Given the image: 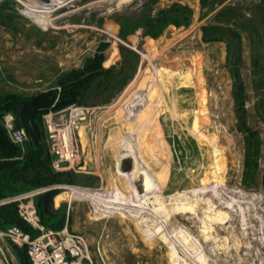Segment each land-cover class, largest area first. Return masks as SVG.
I'll return each instance as SVG.
<instances>
[{
  "label": "rangeland",
  "instance_id": "1",
  "mask_svg": "<svg viewBox=\"0 0 264 264\" xmlns=\"http://www.w3.org/2000/svg\"><path fill=\"white\" fill-rule=\"evenodd\" d=\"M13 1L22 17L16 20L22 29L13 35L8 27H0V71H3L1 76L16 81L18 91L34 92L49 86L53 68L67 71L81 67L84 58L96 52L101 42L109 43L104 52L106 67L115 66L122 60L119 45L134 50L139 57L133 78L111 102L79 106L83 107L82 118L78 119L79 127L72 137L81 158L75 173L83 177L78 182L81 186H65L64 197L69 200L66 206L73 211V220L69 230H63V235L76 247L73 248L77 251L75 258L83 254L82 264L84 261L87 264H171L172 245L157 238L156 233L160 227H169L171 220L176 219V225L187 229L193 238L194 248L202 259L198 260L200 264H264V245L260 244L264 242L261 240L264 236V188L247 190L240 186L243 134L236 130L233 85L225 68L226 43L206 44L201 40V26L213 23L219 10L227 5L239 8L238 22L229 24L240 39V75L247 98L248 124L258 130L264 141V109L257 108L259 102H264V89L259 87V78L264 76V0H226L221 3L216 0L210 11H207L208 6L200 5V0H158L156 8L173 3L186 6L191 11V23L185 28L169 26L159 39L152 41L142 35L141 29L122 40L114 21L123 13L140 12L148 0ZM38 7L45 15L37 11ZM33 27L39 28L41 33L36 34ZM1 76L3 85L14 83ZM151 90H156L160 103L148 99ZM140 93L146 100L140 103L142 111L146 108L154 110L150 119L145 112H129L130 107L140 100ZM96 101L91 99L90 103ZM258 109H261L259 114ZM67 117L68 113L66 120ZM133 131L136 132L140 156L143 155L149 169L152 190H156L153 185L162 190L178 176L176 182L184 186L180 190L197 188L202 180L207 179L230 189H240L245 192L244 197L253 194L256 198L257 193H262V198L251 200L255 214L252 211L243 214V220L248 222L244 226L233 221L243 211L239 204L237 211L230 194L237 190L217 188L200 194L211 195L206 201H188L192 205L196 202L194 209L205 203V212L226 221L225 226L213 228L217 239L226 240V252L215 250L212 253L215 245L200 235L201 221L197 218H202L201 213L188 221L181 217V212L195 213L192 209L186 211V203L183 204L181 199L159 202L152 210V218L142 214L136 206L123 205L132 194L131 186L140 195L143 193L141 176L133 182L126 181L125 175L133 171L134 165L127 151L120 146L122 138H129ZM175 138L180 140L183 151L184 143L191 144V140L195 143L199 152L195 169L187 168L189 160L192 162L190 156L184 155L181 159L180 151L173 147ZM119 157L122 161L118 167L116 159ZM258 162L260 168H264V144ZM261 176L262 172L259 180ZM101 183L107 191L116 190L122 200L115 203L116 196L111 195L104 207L97 203L94 207L90 191L102 189ZM83 187L87 193L79 190ZM49 189L63 192L62 185ZM146 193L149 196L162 195L158 190ZM31 195L18 198L20 207L32 205L29 202ZM196 195L192 193L189 197ZM92 208L103 218H94ZM238 241L242 243L237 247ZM7 245L6 237L0 233V264H18Z\"/></svg>",
  "mask_w": 264,
  "mask_h": 264
},
{
  "label": "trees",
  "instance_id": "2",
  "mask_svg": "<svg viewBox=\"0 0 264 264\" xmlns=\"http://www.w3.org/2000/svg\"><path fill=\"white\" fill-rule=\"evenodd\" d=\"M216 0H200L202 7L208 6L207 11L214 7ZM220 3L226 0H218ZM158 0H148L138 13H123L114 18L118 26V37L124 40L127 36L141 29L142 35L148 41L159 39L169 26L175 28L188 27L191 23V11L184 5L173 3L168 7L156 8ZM257 10L259 8H256ZM154 11V13H152ZM239 8L224 6L214 15V22L201 26V40L204 43L225 42V68L232 80V98L236 130L243 134V170L240 186L244 189L264 188V168L259 166V157L264 141L258 130L248 124L249 114L246 110V96L240 75L241 49L239 34L229 23L238 22ZM22 18L17 11V4L13 0H0V27H8L13 35L22 29L16 20ZM36 34L41 33L33 27ZM29 37V36H27ZM109 43L101 42L93 54L83 60V65L67 71L53 68L52 82L49 86L34 92L18 91L13 78H5L14 83L3 85L0 83V233L16 227L30 238L37 237L41 231L33 227L19 213L20 201L6 202L23 194L39 191L56 185H76L82 175L74 172H54L51 168V157L46 143L43 128V116L50 111H59L69 106L105 105L128 84L133 78L138 62V55L134 50L119 45L122 60L112 66H104V52ZM257 61H255V65ZM259 87L264 89V76L260 77ZM37 83V82H36ZM91 99H96L90 103ZM264 109V102H259L257 108ZM261 109H258V114ZM10 114L13 117V131H23L22 141L13 142L6 129L3 117ZM263 118V116H261ZM185 144V151L181 150L180 140L175 138L173 147L183 156H190L187 168L195 169L199 152L195 143ZM143 158V155H142ZM144 160V158H143ZM262 176L259 180V174ZM179 175V174H178ZM175 176V172H172ZM175 178V177H174ZM165 184L161 192L169 195L175 190L183 189L175 178ZM86 187V186H85ZM63 192L45 190L34 194L32 201L38 223L45 231L60 232L69 226L73 220V211L67 209ZM64 204H59L64 202ZM56 206H59L54 210ZM7 246L18 264H31L26 247L20 248L6 237ZM87 264L84 261V264Z\"/></svg>",
  "mask_w": 264,
  "mask_h": 264
},
{
  "label": "bare ground",
  "instance_id": "3",
  "mask_svg": "<svg viewBox=\"0 0 264 264\" xmlns=\"http://www.w3.org/2000/svg\"><path fill=\"white\" fill-rule=\"evenodd\" d=\"M37 11H39L41 15H45V14H43V12L41 11V9L39 7L37 8ZM155 91L153 92V90H151L149 92V94H148V99L152 100L154 103L159 102L158 97L155 95ZM139 96L138 97H139L140 100H138V102L136 103L135 106H131L130 107L129 112L130 113H136V114L137 113H141V112H145L146 114L150 115V116H148L149 117L148 119H150L151 118V114H152V112L154 110L152 111L151 108H146L144 111H142L140 103L146 102V100H144V95L142 93H140ZM133 116H135V115H133ZM133 116H131V118ZM145 116H147V115H145ZM135 136H136V132L135 131H133L129 135V138L127 136V139H125V136H124L122 138V140H121V145H120L122 149L127 151L128 155L131 157V159L133 161V165H134L133 171L130 172L128 175H125L126 176V181H129V182L135 181L140 176H141V181H142V178H143L142 177V172L147 175V178H148V174H149V169L146 166V164L144 163L142 157L140 156L138 145H137L136 140H135ZM65 140H67V138H65ZM125 146H127V147H125ZM140 160H141V162H140ZM63 186H64V189L66 191H67V189H66L67 187H65V186L70 187V185H62V187ZM71 186H73V185H71ZM153 186H154V188L156 190L161 192L160 186H158V187H156L155 185H153ZM146 187L148 189L147 190L145 189V191L142 190L143 193H141V195H140V193L137 191V189L134 188L133 186H131L132 194H131L130 198L127 201L123 200L124 201L123 205L126 206V207L136 206V208L142 214H144L145 216L148 215V216H150L152 218V217H154L152 215V210L158 205L159 202H166L170 198H171V200L172 199L173 200L181 199L183 204L186 203V205H185L186 206L185 207L186 211H188L189 209L195 210L194 214H187L186 212H181L182 213L181 217H183L184 220L188 221V219L190 217H192V216L197 217L198 214L201 213L202 214V218L201 219L197 218L199 221H201L199 227L201 228L202 231H201L200 235L203 237V239L210 241V244L212 243V245H215V247H213L212 253L215 250L225 251L226 252V250H227L226 240L223 239V238L222 239H217L218 236H217V234L215 232L216 230L213 229L215 226H219V225L222 226V227L225 226L226 225L225 224L226 221H224L220 216L214 217L215 216L214 215L212 217V215H210L207 212H205L204 211V210H206V204L205 203H202L199 206V209H194L193 206L196 205V202H194V204L192 205V202L191 201L188 202V201L189 200H194V199H196V200L205 199V201H206V200H208L209 197H211V195L207 194V196H202L200 194H204V193L206 194L207 192L215 191L217 188H227V187L222 186V185H220L218 183L210 182L207 179H204V180H202L201 184L197 188L187 189V190H179V191H176V192H174L172 194H169V195H163L162 194V195H155V196H149V194H147L146 192H148V190H150V191H156V190H154V189L152 190L151 188H149L147 183H146ZM72 188H74V187H72ZM227 189H229V190H237L235 193H230V194H232V199L234 201V206L237 209V211L240 209V206H238L237 204H239V205H241L243 207V209H242L243 211H242V213L238 214L237 219L235 217L233 221L234 222L237 221L239 223V225L244 226L245 223L247 224L248 222L243 220V214H251V211H252L253 214H255V212H254L255 208L253 207L251 200H254V199L258 200L259 198H262V193H257L258 195H257L256 198L254 197L255 195H253V194H248L247 197H244L243 194L245 192L240 190V189H237V188H231V189L227 188ZM79 190L84 192V193H87L86 192L87 189L84 188V187L83 188H79ZM192 193H195L197 195L196 196H192L190 198L189 196ZM111 195H115L116 196L115 200H114L115 203H119L122 200L119 197L118 192L116 190L107 191L104 188V186H102V189H99V190H91L90 191L91 204L95 207V205H96L95 203H97L100 207H104L106 202H107V199L110 198ZM145 196H149V197L145 198ZM142 198H145V199L142 200ZM218 199H221V198H218ZM243 199H246V202H249V204H247L246 202H242ZM213 204L218 209V207L216 206L217 203H216V201L214 199H213ZM28 207L31 208L32 205L29 204ZM89 211H90V209H89ZM91 214H92V216L94 218H99V219L103 218L102 215L100 213H98V211L95 208L91 209ZM260 218L262 219V217H260ZM175 222H176V219L171 220V222L169 224V227H160L159 231L156 233V237L157 238H159L160 240L165 241L169 245H172V247L170 248L171 249V264H183V263H186V262H187V264H200L201 262H199L198 260L201 261L202 259L198 256L197 249L194 248L195 245H194L193 238L189 235V233L187 232V229L185 230L183 227L177 226ZM258 222L260 223V221H257V223ZM191 223H193V222H191ZM249 223H251V222L249 221ZM263 223H264V221H263ZM143 232L147 236H148V234L150 235L149 232H145V231H143ZM262 239H264V236L261 238V240ZM232 241H233V239H232ZM241 243H242L241 241H238L237 247ZM257 243H260V242L258 241ZM260 244L264 245V242H261ZM233 249H235V248H233ZM243 252L245 253V251H243ZM260 259H261V257H260ZM251 264H252V262H251Z\"/></svg>",
  "mask_w": 264,
  "mask_h": 264
},
{
  "label": "built area",
  "instance_id": "4",
  "mask_svg": "<svg viewBox=\"0 0 264 264\" xmlns=\"http://www.w3.org/2000/svg\"><path fill=\"white\" fill-rule=\"evenodd\" d=\"M82 111L83 107L69 106L59 111H50L43 116V128L51 157V168L56 173L70 171L75 173L76 167L80 163L79 149L72 136L79 127L78 119L82 118ZM12 120L13 117L10 114L3 117L4 125L11 140L20 143L22 132L12 130ZM15 200L17 198L8 199L6 202ZM20 215L34 227L39 228L42 233L32 239L20 229L12 227L3 235L7 236L18 247H26L31 264H81L85 256L80 254L79 257L75 258L77 251L73 248L76 247L71 239L63 235V231L43 230L38 225V218L31 208L21 207ZM64 237L65 239H63Z\"/></svg>",
  "mask_w": 264,
  "mask_h": 264
},
{
  "label": "clouds",
  "instance_id": "5",
  "mask_svg": "<svg viewBox=\"0 0 264 264\" xmlns=\"http://www.w3.org/2000/svg\"><path fill=\"white\" fill-rule=\"evenodd\" d=\"M78 107H79V106H78ZM21 132H22V131H21ZM48 188H49V187H48ZM48 188L41 189V190H39V191H35V192H30V193H27V194H32V195H31V197H32L34 194H36V193H38V192H42V191L48 190ZM23 195H25V194H23ZM21 196H22V195H21ZM21 196L15 197V198H17V200H15V201H19L18 198H20ZM29 199H30V198H29ZM5 201H6V200H5ZM10 202H12V201H10ZM20 202H21V201H20ZM30 202L32 203L31 200H30ZM19 208H20V210H19V213H20V211H21V207H20V205H19ZM29 208H30V207H29ZM31 210H33L34 213H35V210H34L33 204H32ZM54 210H55V209H54ZM35 215H36V214H35ZM21 216H22V215H21ZM22 217H23V216H22ZM36 217H37V216H36ZM23 218H24V217H23ZM27 222H28V221H27ZM29 223H30V222H29ZM30 224H31V223H30ZM31 225H32V224H31ZM38 225H39L40 227H42L39 223H38ZM32 226H33V225H32ZM33 227H34V226H33ZM35 228H37V227H35ZM42 228H43V227H42ZM37 229H39V228H37ZM64 229H67L66 226L64 227ZM64 229H63V230H64ZM39 230H40V229H39ZM43 230H44V229H43ZM63 230H62V231H63ZM40 231H41V230H40ZM60 232H61V231H60ZM41 233H42V231H41ZM41 233H40V234H41ZM1 234H3V233H1ZM24 234H25V233H24ZM40 234H39V235H40ZM39 235H38V236H39ZM3 236H4V235H3ZM4 237H7V236H4ZM7 238H8V237H7ZM32 239H33V238H32ZM83 260H84V259H83ZM83 260H82V261H83ZM82 261H81V264H82Z\"/></svg>",
  "mask_w": 264,
  "mask_h": 264
},
{
  "label": "water",
  "instance_id": "6",
  "mask_svg": "<svg viewBox=\"0 0 264 264\" xmlns=\"http://www.w3.org/2000/svg\"><path fill=\"white\" fill-rule=\"evenodd\" d=\"M22 133H23V131H22ZM121 161H122V158H118L117 159V163H118V167H119V165H120V163H121ZM142 189H143V191H145V189L147 190L148 188L146 187V183L148 184V186H149V188H151L152 187V184L149 182V180H148V178H147V175L146 174H144L143 172H142ZM148 180V181H147ZM146 182V183H145ZM101 185L103 186V183H101Z\"/></svg>",
  "mask_w": 264,
  "mask_h": 264
},
{
  "label": "crops",
  "instance_id": "7",
  "mask_svg": "<svg viewBox=\"0 0 264 264\" xmlns=\"http://www.w3.org/2000/svg\"><path fill=\"white\" fill-rule=\"evenodd\" d=\"M62 189H64V186L62 187ZM65 190V189H64ZM56 209V208H55Z\"/></svg>",
  "mask_w": 264,
  "mask_h": 264
}]
</instances>
